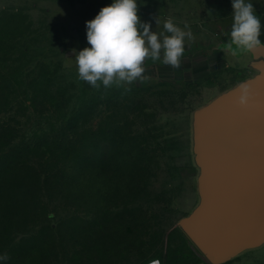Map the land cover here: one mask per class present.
<instances>
[{
    "label": "rangeland",
    "instance_id": "obj_1",
    "mask_svg": "<svg viewBox=\"0 0 264 264\" xmlns=\"http://www.w3.org/2000/svg\"><path fill=\"white\" fill-rule=\"evenodd\" d=\"M110 3L0 0V126L15 128V142L38 166L44 151L70 149L62 166L67 187L44 198L7 251L19 264H177L188 252L204 258L184 231L202 201L194 116L239 75L216 50L230 37L232 2L139 0L153 31L167 19L191 30L181 66L148 59L149 79L96 88L80 79L75 55L89 46L86 21ZM253 3L257 14L264 9ZM238 61L226 58L231 67ZM93 102L77 127L67 124ZM64 124L71 127L67 140L52 141ZM131 130L144 132L151 149L140 175L131 174ZM112 147L124 153L108 158L104 149ZM222 264H264V243Z\"/></svg>",
    "mask_w": 264,
    "mask_h": 264
},
{
    "label": "water",
    "instance_id": "obj_2",
    "mask_svg": "<svg viewBox=\"0 0 264 264\" xmlns=\"http://www.w3.org/2000/svg\"><path fill=\"white\" fill-rule=\"evenodd\" d=\"M222 47L228 49V43ZM247 53L258 73L220 93L194 116L202 201L184 231L211 264L264 243V47ZM242 85L252 93L247 105L239 102Z\"/></svg>",
    "mask_w": 264,
    "mask_h": 264
},
{
    "label": "clouds",
    "instance_id": "obj_3",
    "mask_svg": "<svg viewBox=\"0 0 264 264\" xmlns=\"http://www.w3.org/2000/svg\"><path fill=\"white\" fill-rule=\"evenodd\" d=\"M231 2L228 50L235 55L264 47L260 38L264 21L257 15L253 0ZM86 29L89 46L77 51L75 58L80 79L96 88L101 83L107 88L149 79L145 75L148 59L179 68L186 40L193 39L187 25L181 28L172 19L163 23L161 31H153L151 23L139 15V0H112L93 19L86 21ZM251 95L249 87L242 85L240 104L247 105ZM8 258L7 254H0V264H5ZM149 264H160V261L154 259Z\"/></svg>",
    "mask_w": 264,
    "mask_h": 264
},
{
    "label": "trees",
    "instance_id": "obj_4",
    "mask_svg": "<svg viewBox=\"0 0 264 264\" xmlns=\"http://www.w3.org/2000/svg\"><path fill=\"white\" fill-rule=\"evenodd\" d=\"M33 103V102H31ZM97 104L89 103L82 108L75 110L70 116L68 123H73L71 127H77L78 123ZM1 112V111H0ZM134 123V122H133ZM64 124L61 131L51 136L52 141L60 140L61 144L69 137L71 127ZM118 130V129H117ZM117 130L114 131L116 134ZM15 128L7 125L0 126V254H7L9 257L5 264H19L21 258L18 254H8L7 251L14 243V236L23 226H27L35 211L43 208L44 198H53L63 193V188L67 187L66 173L67 167L63 166V160L69 148L65 150L44 151L42 163L33 164L25 154L26 148L22 141H16ZM147 135L144 132L131 130V174L140 175L139 166L150 158L151 149L147 143ZM45 152L49 153L45 157ZM122 154V150H115L113 147L108 151L104 149V155ZM109 154V155H108ZM143 167V166H142ZM83 165L79 164L77 172L82 171ZM100 175V173H99ZM141 180H145V175H141ZM141 184V182H138ZM74 194V193H73ZM194 252H188L186 258L181 257L177 264H193L191 256ZM22 261V260H21ZM25 262V261H24ZM26 263V262H25Z\"/></svg>",
    "mask_w": 264,
    "mask_h": 264
},
{
    "label": "crops",
    "instance_id": "obj_5",
    "mask_svg": "<svg viewBox=\"0 0 264 264\" xmlns=\"http://www.w3.org/2000/svg\"><path fill=\"white\" fill-rule=\"evenodd\" d=\"M257 15L261 18L262 21H264V9L262 11H260ZM260 38L262 41H264V30H262V34H261ZM229 40H230V37L227 41H224V42H221L220 44H218L216 50L221 51L220 55H221V58L223 60L224 65L228 68H233L232 70H234L236 73H239V75H237L236 82L233 83L231 87H229V88H232L235 85H237L239 82H241L245 79H248V78L254 76L255 74H257L258 69L255 65L254 59L251 57V55L249 53H245L241 57H239L242 60V62L238 61V62H235L234 66H232V67L229 66L228 63L226 62V58L229 57L230 55H234V54L231 50H228V49L222 47L223 44L228 43ZM216 53H217V51H215L213 54L216 55ZM235 56L238 57L236 54H235ZM219 60L220 59L217 58V61H219ZM229 88H227L226 90H228ZM226 90H224V91H226ZM196 255H197L196 252H194V254L191 256V259L193 258V260H192L193 264H208V262L204 258H201L200 256H196Z\"/></svg>",
    "mask_w": 264,
    "mask_h": 264
},
{
    "label": "bare ground",
    "instance_id": "obj_6",
    "mask_svg": "<svg viewBox=\"0 0 264 264\" xmlns=\"http://www.w3.org/2000/svg\"><path fill=\"white\" fill-rule=\"evenodd\" d=\"M103 248H104V247H103ZM104 249H105V248H104ZM99 251H100V250H99ZM99 251H98V252H99Z\"/></svg>",
    "mask_w": 264,
    "mask_h": 264
}]
</instances>
